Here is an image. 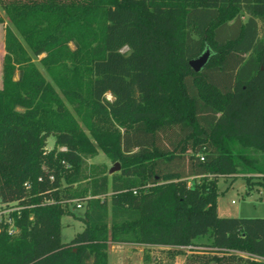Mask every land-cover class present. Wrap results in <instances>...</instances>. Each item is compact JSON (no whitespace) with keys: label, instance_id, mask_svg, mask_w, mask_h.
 Listing matches in <instances>:
<instances>
[{"label":"trees","instance_id":"1","mask_svg":"<svg viewBox=\"0 0 264 264\" xmlns=\"http://www.w3.org/2000/svg\"><path fill=\"white\" fill-rule=\"evenodd\" d=\"M0 8L17 33L4 28L0 203L19 206L18 232L0 231V264H108V242L182 254V264H264V218L220 217L215 204L219 177L264 191V0ZM205 49L195 72L188 62ZM42 53L88 134L32 61ZM96 146L117 172L83 176ZM73 199L83 227L61 242Z\"/></svg>","mask_w":264,"mask_h":264},{"label":"rangeland","instance_id":"2","mask_svg":"<svg viewBox=\"0 0 264 264\" xmlns=\"http://www.w3.org/2000/svg\"><path fill=\"white\" fill-rule=\"evenodd\" d=\"M5 26L15 31L13 25L8 20L4 10L0 8V83H1V63L4 55L3 40ZM17 34V33H16ZM23 46L29 54L30 51L26 44L22 41ZM73 49V44L69 43ZM125 50V48H123ZM44 56V53L33 58L35 66L43 76V78L50 83V85L59 92L62 102L76 120L79 127L88 134L87 123L81 118V114L76 109V104L69 101L56 87L47 72L45 66L39 63V59ZM108 99H111L109 94H106ZM107 119V118H106ZM53 137L49 136L46 141V147L50 149L53 145ZM94 156L85 159V165L82 168L83 176L89 175L96 171H104L109 175L108 170L114 165L107 156L97 146ZM119 170V169H118ZM88 178H82L79 181L80 185H84ZM217 197L216 210L220 217H262L264 218V191L259 186L246 193L245 181L241 176L235 177L232 180L229 178L219 177L217 179ZM108 199L109 191L106 194ZM71 214L65 215L61 218L60 240L61 242L69 241L72 236L81 230L83 227L82 221L78 217L82 216L84 211V204L76 207L75 203L71 202L67 205ZM70 222L71 224H65ZM200 242H205L206 237L199 238ZM184 256L182 254L176 255L172 260H169L164 250L158 247L144 246L139 244H114L108 242V264H182ZM168 259V260H167Z\"/></svg>","mask_w":264,"mask_h":264},{"label":"built area","instance_id":"3","mask_svg":"<svg viewBox=\"0 0 264 264\" xmlns=\"http://www.w3.org/2000/svg\"><path fill=\"white\" fill-rule=\"evenodd\" d=\"M64 149V147L60 148V150ZM72 202L75 203L76 207L81 206V202L76 199H73ZM14 212H19V206L16 202L0 203V231H5L8 235H14L18 232V229L14 224V218L11 215V213Z\"/></svg>","mask_w":264,"mask_h":264},{"label":"water","instance_id":"4","mask_svg":"<svg viewBox=\"0 0 264 264\" xmlns=\"http://www.w3.org/2000/svg\"><path fill=\"white\" fill-rule=\"evenodd\" d=\"M209 55H210L209 49H205L199 56L189 60L188 64L192 70L197 72L206 64ZM118 169H119L118 163H114V165L108 170V172L109 174H111L117 172Z\"/></svg>","mask_w":264,"mask_h":264},{"label":"crops","instance_id":"5","mask_svg":"<svg viewBox=\"0 0 264 264\" xmlns=\"http://www.w3.org/2000/svg\"><path fill=\"white\" fill-rule=\"evenodd\" d=\"M65 224H68V225H70L71 223L70 222H66ZM82 229V228H81Z\"/></svg>","mask_w":264,"mask_h":264}]
</instances>
